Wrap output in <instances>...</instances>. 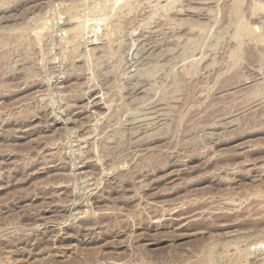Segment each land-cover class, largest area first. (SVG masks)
Instances as JSON below:
<instances>
[{
	"label": "rangeland",
	"instance_id": "obj_1",
	"mask_svg": "<svg viewBox=\"0 0 264 264\" xmlns=\"http://www.w3.org/2000/svg\"><path fill=\"white\" fill-rule=\"evenodd\" d=\"M0 264H264V0H0Z\"/></svg>",
	"mask_w": 264,
	"mask_h": 264
}]
</instances>
